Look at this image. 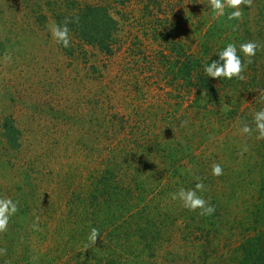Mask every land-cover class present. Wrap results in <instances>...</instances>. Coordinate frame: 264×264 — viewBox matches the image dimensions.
Instances as JSON below:
<instances>
[{
  "label": "trees",
  "instance_id": "obj_1",
  "mask_svg": "<svg viewBox=\"0 0 264 264\" xmlns=\"http://www.w3.org/2000/svg\"><path fill=\"white\" fill-rule=\"evenodd\" d=\"M66 5L56 23L78 17L68 26L83 60L85 46L106 60L123 53L132 64L127 77L138 71L143 81L161 85L164 101L155 116H161L162 129L143 131L148 139L138 154L139 147L127 140L134 133L121 135L129 127L125 118L111 116L108 123L117 121L121 133L111 132L113 144L98 152L106 154L101 168L87 173L84 186L72 192L73 219L58 221L51 230L53 238H69L70 252L57 247L61 257L49 251L38 264L63 263L64 256L67 264H170L159 245L164 235L163 244L171 243L174 231H183L189 248H198L169 254L172 264H264V140L239 132L242 121L255 128L254 114L264 109V48L247 65L244 80L213 79L204 71L228 43L264 45V0H252L240 21L214 19L209 0H67ZM70 47L64 50L72 52ZM152 126L147 129L158 128ZM1 129L8 148L18 150L13 121L6 118ZM244 144L249 150L241 155ZM140 154L162 167L142 163ZM216 163L224 170L219 177L211 175ZM193 173L215 207L211 216L171 199L179 188L194 187ZM23 217L20 212L10 221ZM91 227L100 230V239L85 249Z\"/></svg>",
  "mask_w": 264,
  "mask_h": 264
},
{
  "label": "rangeland",
  "instance_id": "obj_2",
  "mask_svg": "<svg viewBox=\"0 0 264 264\" xmlns=\"http://www.w3.org/2000/svg\"><path fill=\"white\" fill-rule=\"evenodd\" d=\"M66 3L0 0V191L2 197L18 201V213L26 214L10 221L7 232L0 234V248L7 250L0 264H38L49 251L55 257L63 250L70 252L65 243L69 238H53L51 230L58 221L73 219L72 192L84 186L87 173L101 168V156L106 154L98 152L113 144L111 132L121 133L117 121L108 123L113 114L125 118L129 127L121 135L134 133L127 140L139 147L138 154L148 139L144 133L162 129L161 116L155 115L165 93L161 85L140 79L138 71L127 77L132 67L127 56L119 53L106 60L85 46L83 60L73 38L72 52L55 43L48 26L56 22L57 14L67 13ZM6 118L19 131L15 151L2 137ZM154 124L158 128L147 129ZM143 157L136 158L162 167L160 161ZM36 215L40 224H49L47 228L32 229ZM174 233L171 243L163 244L164 235L159 245V252L171 257L170 264L174 256L169 254L197 253L198 248H189L183 231ZM59 261L53 264L69 260L64 256L63 263Z\"/></svg>",
  "mask_w": 264,
  "mask_h": 264
},
{
  "label": "clouds",
  "instance_id": "obj_3",
  "mask_svg": "<svg viewBox=\"0 0 264 264\" xmlns=\"http://www.w3.org/2000/svg\"><path fill=\"white\" fill-rule=\"evenodd\" d=\"M252 0H209V7L212 10L214 19L226 17L229 21H240L244 15L245 7L250 8ZM231 11H228V10ZM78 22V17L74 20H66L63 24L52 22L48 27L52 39L55 43L65 49L70 47L71 36L69 23ZM264 48V45L258 44L256 41H247L237 45L228 43L218 54V59L211 61L204 69L207 77L213 79L224 78L227 80L237 79L244 80L243 73L247 69V65L253 62V57L257 51ZM246 58V59H242ZM264 100V98H262ZM182 123H187L182 122ZM252 123L255 128L247 122H241L239 132L245 136L251 137L256 134V139L264 140V109L257 111L254 114ZM248 145L244 144L241 149V155L247 152ZM223 167L216 163L211 167V175L219 177L223 175ZM195 185L193 188H179L178 191L171 193L173 201H179L182 206L190 212L199 210V215L211 216L215 212V207L210 201L206 200L202 193L205 192L206 186L200 176L193 173ZM19 211L18 201L12 198L0 197V234L7 232L9 222ZM34 231H40V216L36 215L31 225ZM100 239V230L96 227H91L87 236L85 249L93 247L97 239ZM6 249L0 248V256L6 254Z\"/></svg>",
  "mask_w": 264,
  "mask_h": 264
}]
</instances>
